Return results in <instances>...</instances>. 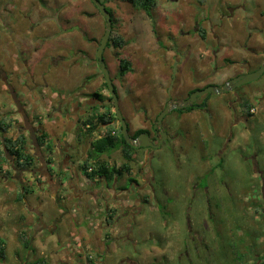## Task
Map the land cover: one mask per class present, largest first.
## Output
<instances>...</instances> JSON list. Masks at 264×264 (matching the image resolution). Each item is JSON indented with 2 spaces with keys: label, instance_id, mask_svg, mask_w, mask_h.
<instances>
[{
  "label": "rangeland",
  "instance_id": "rangeland-1",
  "mask_svg": "<svg viewBox=\"0 0 264 264\" xmlns=\"http://www.w3.org/2000/svg\"><path fill=\"white\" fill-rule=\"evenodd\" d=\"M16 1L19 5L31 8L33 20L42 24L38 30L35 27L33 35L41 33L46 39L44 46L37 52L30 48L39 47L41 40L32 43L28 52L21 49L23 52L20 51L18 55L17 40L13 32H9L6 26L0 23V35L3 38L1 40H10L11 48V51L1 50L0 45V68L9 73L13 70L11 77H17L18 80L15 86H11L12 81H9V85L0 81V115L12 113L16 120L7 135L14 134L16 128L24 123H33L37 127L41 121L42 127L49 133L51 142L63 144L67 126L74 127L75 121H70L69 117H64L61 112L56 111L59 97L53 100L52 107L48 109V104L52 102L50 94L53 92L50 88L54 87L61 93L66 92L63 98L65 103L70 102L73 99L72 94H77L79 89L82 93L77 96L83 98L91 96L97 99L100 96L96 93L103 94L105 99L110 95L104 88V77L96 63L98 40H101L106 30L105 17L99 13L91 0ZM101 1L107 10L113 12L116 19L114 30L126 39L125 45L131 50L124 52L129 54L133 64L122 79L115 54L106 50L105 59L108 61L111 76L116 78L120 107L125 110L133 128L138 125L137 119L150 115L149 109L158 108L170 94L176 96L177 91L173 86L178 85L172 82L173 77L180 78L179 82L182 79L189 81L193 75L209 74L214 69L210 63L212 61H216L218 68H225L224 61L227 59L240 63L249 61L250 67L245 69L251 71L263 60L264 0H207L204 5L197 0H158V6L151 12L138 9L124 0ZM44 6L47 9H43ZM196 22L207 30L205 39L194 30ZM30 25L31 22L25 21L21 30L24 31V28ZM12 27L14 29L15 26ZM40 29L42 30L39 31ZM40 51L42 52L38 54ZM52 55L59 56L57 59L66 62L73 58L77 63V71L74 74L76 77L64 82V87L61 86L59 77L50 74L53 77L51 79L48 74L50 69L47 70V66L57 65L59 62L54 61ZM33 60L38 66L34 65ZM192 60H203V67L201 63H197V70L193 72ZM65 66L68 67V64L65 63ZM236 68H226L225 71L241 72L240 67ZM46 70L43 84L47 86L45 92L29 95V88L34 86L30 76H41ZM22 80L26 81L25 86ZM191 80L190 86L194 85V80ZM243 87L251 91L252 99L256 103L260 92H264V73ZM218 96L221 94L213 95L215 100L211 103L216 102ZM29 103L33 106H29ZM104 103L112 106V101L108 99ZM20 105L22 109L19 108ZM256 105L258 111L251 119L252 131L248 135L246 133L245 138L236 136L219 156L215 152L227 139L224 130L228 125L225 120L222 122L220 112L216 111V126L214 129L207 128V141L213 145L203 150V167L193 150L172 153L169 145L165 144L155 151L149 169L156 177V192L145 205L146 215L137 219L131 239H123L121 233L117 232L112 243H107L105 234L111 231L102 226L96 218H91L92 215L86 217L89 207L94 208L96 205L90 196L85 195V207L78 202L70 203L69 214L59 217L61 244L58 245L57 231L53 234L46 231V242H41V238L37 240L35 245L39 247V251L32 259L44 255L48 262L53 264H86L87 254H99L107 264L255 263L264 247V215L258 212L261 215L259 216L255 212L258 210L257 204L264 207V202L260 203V199L253 202L251 199L259 192L264 193V104ZM70 109L71 105L64 104V110ZM171 115L169 114L166 120H169ZM84 118L85 116H82V119ZM78 128L73 130V135H78ZM238 129L235 127L234 131ZM73 135H69L66 141L71 142ZM92 137L94 139L97 135ZM92 137L81 141L82 152L76 156L77 159L83 161L89 157ZM27 146L30 147L31 142ZM223 146L221 149H224ZM101 159L109 164L122 160L119 151L104 153ZM214 166L217 167L213 169L210 177L206 172ZM200 171L206 173L203 185L209 187L208 192L203 193V202L199 191L194 196V191L198 188L196 173ZM24 178H30V174H24ZM122 184L129 186L128 181ZM163 187L168 189V194H162ZM81 188L89 190L86 185H81ZM216 188L221 189L217 193L222 196V203L213 200ZM20 190L22 189L18 183L3 181V174L0 173V241L6 242V256L0 259V264H19L14 253L16 249L20 250V233L29 236L33 222L37 219L26 203L18 200ZM96 191L106 193L105 189ZM65 192H69V189L65 188ZM37 196L43 202L39 208L47 213L44 220L50 225L51 213L57 212L51 204L52 197L47 191H36L27 197L31 207L39 206ZM258 217L262 220H258ZM188 224H191L192 229ZM33 238L34 234L30 241ZM193 247H196L197 251H194ZM108 249L110 256L105 254ZM24 254L23 252L21 259Z\"/></svg>",
  "mask_w": 264,
  "mask_h": 264
},
{
  "label": "flooded vegetation",
  "instance_id": "flooded-vegetation-1",
  "mask_svg": "<svg viewBox=\"0 0 264 264\" xmlns=\"http://www.w3.org/2000/svg\"><path fill=\"white\" fill-rule=\"evenodd\" d=\"M44 8L47 9L45 6L43 7V9ZM96 8L98 9L97 6ZM32 13L33 11H31V8H29L27 5H19L16 0H0V23H2V25H5L6 29L9 32H13V36L17 40L16 45L18 46V52L16 54L18 55L20 54L21 49H25L26 52H28L29 46L31 47L33 45L32 43H35L36 40H41L40 46L37 48L32 46L30 49L34 48V51L37 52V50L41 49L44 46V40L46 39L45 36H43L41 33V35L39 33L33 35L34 30H38L42 26V24L40 22L36 23L33 20ZM27 20L28 22H31V25L28 27L26 26L24 28V31H22V25ZM12 26H15L14 29ZM198 28V23L196 22L194 30L198 31ZM41 30L42 29H40L39 31ZM1 39L3 38L0 35V45L2 46L1 50L6 49L11 51L10 40ZM97 47H99V44L97 45ZM116 49L118 48L112 45L108 46L107 44L104 51V58L105 52L107 51L111 52V54H115L116 56ZM119 50L122 52L131 51L130 47L126 45L121 46ZM132 51H135V49H132ZM22 52L23 51H21V53ZM80 52H82V50H80ZM52 56L54 57V61L59 60L57 59L59 58V56ZM216 57L217 56L215 55L214 59H216ZM42 59L43 61L45 60L44 56H42ZM193 62L196 64H194ZM215 62L216 61L210 62L212 64L211 66L214 67V69L209 74L206 73L204 74V76L203 74L199 76H192L191 79L194 80V85L192 86H190V83L192 81L191 79L189 81L186 79H182V81L179 82L178 80L180 78L174 79V77L172 76V82L178 85L176 87L173 86V89L177 91L176 96L173 97V94H170V96H168V99H166L162 105H158V108L154 110L149 109L148 111H151L150 115H146L141 119H137L136 121L138 122V125H136L135 128L132 127V124L126 115L125 110H122L120 107L123 115L127 120L130 136L133 139H137L136 144H131L135 146L136 151L132 153L131 156L130 172H115V174H111L110 177H108L106 174L93 177L91 176L93 167L88 168V170L86 171L84 169V163L86 160L82 161L80 158H76V156L80 155L82 152V143L80 140H78V135H73V130L75 131L77 127H79L78 123H80V121L82 120V116L88 115L90 112L94 111L95 107L99 108L101 106L102 102L100 100H97L95 97L92 98L93 100L89 98L90 100L84 104L72 103V109L68 111L64 110V108L61 109L60 112L62 113V116L67 117L70 116V113H72V119H69L75 121L74 127L67 126L63 135V139L65 140L63 144L54 141L51 142L50 140L51 147L47 148V145H37V142L35 140L37 131L44 129L42 127V124L40 125L39 122L37 124V127L34 126L33 123H29L28 125L27 123H24V125L16 128V131L20 130L28 134L31 142V146L28 147V150L32 154H34L36 158V162L32 166L27 168L18 167L15 165L14 160H11V164L2 171V173L5 172V170L6 172L9 171L6 176H3V181H12L19 184L20 188L22 189L20 190V193L22 192L24 194L22 201L26 203L28 209H30L37 217V219H35V221L33 222L34 226L32 227L31 234L29 236H26V234H24L26 237H24L23 239H21V237L19 236L21 239L19 244L20 250L16 249L14 253L16 260L19 261V264H29L30 261L33 260L32 256L39 251V247L36 246L35 243L40 238L41 242H46V231L49 232L48 234H53L57 231V233H59L58 245L61 244L62 236H60L61 231H59L58 227V222H60L59 217L62 214H69L70 208L68 207V205L70 203L78 202L85 207V205H87V202L83 199L85 195L90 196V199H93V203H95L96 205L94 208L89 207V209L86 211V217L92 215L91 218H96V220H98L102 226H104L106 229L108 228L111 231V233L106 232L105 234V241H107V243H112L117 232L121 233L120 236L123 239H131V236L135 230L134 226H136L138 222L137 219H139V217L141 216L146 215L144 210L145 205L150 202L151 198L154 197V193L156 192V177L155 174L152 173L149 169V164L151 159L154 157L155 151L162 148V146H164L165 144L169 145V150L172 153L183 151L186 152L188 151V149H190L191 151L193 150V153H196L195 155H198V160L200 161L201 167H203V150L209 149L210 146L213 145L210 143V141H207V128L214 129V127L216 126V121L214 120L216 111L220 112V117L223 119L222 122H224L225 120V123L227 122L228 125V127H226L224 130V132L227 133L225 135L227 139L222 144L224 145V149H221V145V147L215 152L216 155H222V152L227 149L229 144L233 142L236 136H239L240 138L247 137L245 134L247 133L248 135L252 131L253 122L251 119L254 118L255 112L258 111V107L256 105L254 107L255 109L251 108L250 110H247L245 103H250L251 101H253L251 91L243 87L244 84L234 87V83L232 82H235L233 81V79H235L236 77L258 69L264 62V57L263 60L259 63V66L251 71L245 69V67H250L249 61L241 63L234 60H230L227 62L224 61V63L226 64V67L224 66L225 68H218V66L215 65ZM96 63L98 64V59ZM191 63H193V72L197 70L196 65H199L197 63H201V66L203 67V60H192ZM106 64L109 68L108 61H106ZM52 66L48 71V74H53ZM236 67H240L241 72L236 71L232 73L231 70L235 69ZM98 68L100 69L99 65ZM226 68L231 70L225 71ZM11 71L14 73L13 70ZM12 72L9 73L6 72V70H4L3 68H0V81H2L5 85H9V81H12L11 86H15V82L18 80L17 77H11ZM46 72L47 70L42 72L41 76L38 77H36L35 75L30 76L32 77L31 80L33 81L34 85L43 86V84H45L44 76ZM102 75L104 77V82H106L103 73ZM112 78L115 82L116 78ZM22 83L24 84V86L26 85L25 80H22ZM225 84H227V89L223 93H212L211 91H208L206 93L202 92L201 94L196 93L203 91L209 86L223 87ZM115 85L118 92V86L116 83ZM104 88H106L105 85ZM178 92H180L181 94ZM194 93H196V97L194 100H192L191 96ZM260 93V96L256 100V103L258 105L262 103L264 104V92ZM215 94H221V96L216 97V102L211 103L212 100H215L213 97V95ZM187 100L188 103L184 104V102ZM177 104L181 105V107L174 108L173 106ZM112 106L114 108L113 100ZM167 106H170V111L162 118L161 121H159V115L166 109ZM21 107L22 106L20 105L19 108L22 109ZM169 114L172 115L169 120H166ZM206 114L207 116H205ZM119 123L121 124L120 120ZM206 123L209 124L207 125ZM86 127H89V125H87ZM235 127H237V129L238 127H240L241 129H238L235 132ZM84 130H86V128ZM71 134L74 136V138H72L73 140L71 142L66 141V138ZM141 142L151 145L143 146L140 144ZM246 143L249 144V142ZM116 151L120 152L122 160L116 164H110V167H121V165L126 161L123 152L121 150ZM247 157L250 160V157ZM253 157H255V155ZM87 158L89 157L87 156ZM91 162L94 163L93 160ZM215 167L217 166L211 167L212 169L206 172L210 174V177L212 176L213 169ZM26 173L30 174V178H24V174ZM206 173L203 174V171L196 173V176L198 177V182L196 183L198 188L196 189V191H194V196H196V192L199 191L200 199L202 200L201 202H203V193H207L209 190V187L207 185H203V177L206 175ZM124 181H128L129 186H124V184H122V182ZM81 185H86L89 190H83L81 188ZM32 186H35V188H33ZM65 188L69 189V192H65ZM96 189L102 191L103 189H105L106 193L101 194L100 192L96 191ZM36 191H47L50 194V197H52L51 204L55 206V210L57 212L54 214L51 213L52 217L50 225H48L44 220L47 213L44 209L39 208L43 205L41 198L37 196L39 203L38 207H31L27 201V197L34 194ZM161 191L162 194L165 195L169 193L166 187H163ZM217 191L220 192L221 189H215L213 200H219V203H222V196H220ZM251 199L253 200V202H257V200L259 199L260 203L261 201L264 202V193L262 194V192H259L257 196H255L254 198L252 197ZM151 205L153 204L151 203ZM260 214H262V216L264 215L263 206ZM260 214L258 215L261 216ZM262 218L264 219V216ZM262 218L258 217V219L260 220H262ZM79 225L81 226V224ZM188 226L190 227V229H192L191 224H188ZM33 234L34 238L32 239V241H30ZM114 248L118 247L114 246ZM109 249L108 252L105 253L106 256H110ZM193 249L194 251H197L196 247H193ZM23 252L25 253L24 258L21 259ZM42 252L44 253V251ZM260 256H264V247ZM39 257L46 258V256L44 255ZM91 258L92 259L90 262L86 257V264H91L92 262L93 264H107L104 258H101L99 254H93L91 255ZM259 258L260 257H258V260L253 264H261V260Z\"/></svg>",
  "mask_w": 264,
  "mask_h": 264
},
{
  "label": "trees",
  "instance_id": "trees-1",
  "mask_svg": "<svg viewBox=\"0 0 264 264\" xmlns=\"http://www.w3.org/2000/svg\"><path fill=\"white\" fill-rule=\"evenodd\" d=\"M132 4L134 7L138 9H142L145 11L154 10L158 6V0H124ZM201 5H204L207 0H197ZM93 3V2H92ZM95 5V4H94ZM98 10V9H97ZM99 11V10H98ZM149 12V13H150ZM100 13V12H99ZM112 16V31L110 35V39L108 42V46H114L116 49V59L119 64V75L122 77L125 76L127 71H130L131 66L133 64L131 57L129 54H125L120 51L119 48L126 44V39L117 31L114 30V23H116V19L113 17V12H111ZM106 21V18H105ZM198 32L201 38L205 39L207 30L203 27V25L198 24ZM98 44H100V40H98ZM229 59L226 60V62ZM124 80V79H123ZM114 81V80H113ZM106 89L108 90V85L104 82ZM117 90V87H115ZM109 92V90H108ZM110 94V93H109ZM97 100L102 102L99 108L95 107L93 112H90L84 119L80 121L79 125V133L78 140L82 141L83 139H87L88 137H92L93 135H97L96 138L90 140L91 150L89 152V158L86 159L84 163V169L87 171L88 168L93 167L91 171V176L95 177L98 175H107L110 177L111 174H115V172H130L131 169V156L132 153L136 151L135 146L129 144L123 134H122V125L119 124V120L115 115V110L113 106H109L106 103V99L112 101L111 95L105 99L103 98V94L96 93ZM247 110L254 108L256 106L254 101L246 102ZM16 120L13 118L12 113H5L0 115V173L5 169V166H9L11 164V160H14V163L18 167L27 168L32 166L36 162V158L34 154H32L28 150V143L30 142L29 136L26 132L17 130L12 135H7V132L13 128ZM41 125V121L39 122ZM89 125V127H86ZM86 128V130H84ZM37 145H47L51 147L49 134L45 129H41L37 131L36 135ZM49 145V146H48ZM121 150L126 161L121 165V167L112 166L108 161L101 159V155L104 153H110L112 151ZM89 159V160H88ZM94 161L95 166H92L91 161ZM8 172H3V176H6ZM20 194V195H19ZM24 194L18 192L17 198L19 201H22ZM257 214L262 211V206L257 205ZM259 220V219H258ZM21 239L26 237L24 233H20ZM6 256V242L0 241V258L4 259ZM88 261L91 262V255H86ZM261 264H264V256H260ZM49 260L45 257H37L30 261L29 264H53L48 262ZM254 263V262H253ZM252 263V264H253ZM93 264V262L91 263Z\"/></svg>",
  "mask_w": 264,
  "mask_h": 264
},
{
  "label": "water",
  "instance_id": "water-1",
  "mask_svg": "<svg viewBox=\"0 0 264 264\" xmlns=\"http://www.w3.org/2000/svg\"><path fill=\"white\" fill-rule=\"evenodd\" d=\"M92 2L98 7L100 13L106 18V30L100 40V44L99 47L97 49V53H96V57L98 59V65L102 71V73L105 76V80L106 83L108 85V90L109 93L112 97L113 103H114V109H115V113H116V117L120 120L121 125H122V134L125 138V140L129 143V144H136L137 139H133L130 134H129V129H128V123L127 120L125 118V116L123 115L121 109H120V105H119V94L117 92V90L115 89L116 85L115 82L113 81V78L111 76L110 70L106 64L105 58H104V51L105 48L108 44V41L110 39V35H111V31H112V16H111V12L109 10H107L105 4L102 3L101 0H92ZM264 73V62L261 64V66L252 71L249 72L247 74H242L238 77H236L235 79H233L232 82L234 83V87L235 86H240L242 84L245 83H249L251 81H254L256 79H258L262 74ZM227 89V84H225L223 87H215V86H209L206 89H204L201 92H196V93H206L208 91H211L212 93H223L224 91H226ZM196 93L192 94L191 99L194 100L196 97ZM188 100L184 102V104H187ZM174 108H180L181 105L177 104L173 106ZM170 111V106H167L166 109L159 115L158 119L159 121L162 120V118ZM143 146L146 145H151L148 143H144L141 142L140 143ZM158 146V145H157Z\"/></svg>",
  "mask_w": 264,
  "mask_h": 264
},
{
  "label": "crops",
  "instance_id": "crops-1",
  "mask_svg": "<svg viewBox=\"0 0 264 264\" xmlns=\"http://www.w3.org/2000/svg\"><path fill=\"white\" fill-rule=\"evenodd\" d=\"M46 44V43H45ZM45 49L43 48V50L42 51H44ZM42 51H40L38 54H40ZM37 54V55H38ZM41 55H43V54H41ZM31 63H32V60H31ZM33 63H34V60H33ZM65 63H67L68 64V67H66L65 66ZM77 63H75L74 62V59L72 58V59H68V62H66L65 60H63V61H60V62H58L57 63V65H53L54 67H53V71H52V75H53V77H56V78H58L59 77V80H61V86L62 87H64V82H66V81H68V80H70V78L72 79V80H74V78L76 77V76H74V74L76 73V68H77V65H76ZM34 65H37L38 66V64H36V63H34ZM33 65V66H34ZM51 66L52 65H48L47 66V70L48 69H50L51 68ZM50 75V74H49ZM52 75H50L51 76V79L53 78L52 77ZM32 83H33V81H32ZM74 87V86H73ZM47 88V86L46 85H43V86H37V85H34V86H32L31 88H29V90H31L30 92H29V95H32V94H34V92H45L44 91V89H46ZM51 89V91H53L50 95H52L51 96V99H52V102H50L49 104H48V109H50L51 107H52V105H53V100H55V99H58L57 97H59L60 98V102H58L56 105H57V109H56V111H61V109L62 108H64V104H68L69 106L73 103H75V104H84V103H86L87 101H89L90 99L89 98H91L92 99V97L90 96V97H86V98H83V96H77V95H79L80 93H82V90H77L76 91V93L77 94H72V96H73V99L70 101V102H67V103H65V99H63L64 97H65V94H66V92H60L59 90H57L56 88H54V87H52V88H50ZM77 99V100H76ZM93 100V99H92ZM61 103V104H60ZM31 105V103H29V106ZM31 106H33V105H31ZM72 106V105H71ZM26 109H27V106H26ZM67 109V108H66ZM255 109V108H254ZM50 113H52V112H50ZM85 117L87 116V115H84ZM67 117H69V118H71L72 119V115L70 114V116H67ZM24 118H26V116L24 115ZM52 119H54V117H52ZM70 121H73V120H70ZM46 132H48L47 130H46ZM49 134V133H48ZM49 140H51L50 139V136H49ZM44 162V161H43ZM38 164V163H37ZM263 251V250H262Z\"/></svg>",
  "mask_w": 264,
  "mask_h": 264
},
{
  "label": "clouds",
  "instance_id": "clouds-1",
  "mask_svg": "<svg viewBox=\"0 0 264 264\" xmlns=\"http://www.w3.org/2000/svg\"><path fill=\"white\" fill-rule=\"evenodd\" d=\"M99 10V9H98ZM100 12V11H99Z\"/></svg>",
  "mask_w": 264,
  "mask_h": 264
}]
</instances>
